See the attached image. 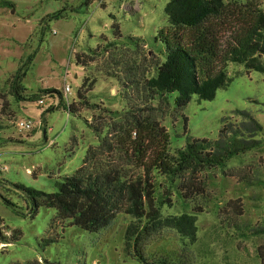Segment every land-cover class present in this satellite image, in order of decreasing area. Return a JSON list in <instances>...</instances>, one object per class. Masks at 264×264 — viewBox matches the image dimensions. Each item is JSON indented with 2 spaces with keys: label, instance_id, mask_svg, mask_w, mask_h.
I'll return each instance as SVG.
<instances>
[{
  "label": "rangeland",
  "instance_id": "374dc122",
  "mask_svg": "<svg viewBox=\"0 0 264 264\" xmlns=\"http://www.w3.org/2000/svg\"><path fill=\"white\" fill-rule=\"evenodd\" d=\"M1 1L7 2L6 6ZM227 1L264 7V0ZM166 2L0 0V105L12 102L16 114L14 119L5 121L7 126L0 133V230L22 232L19 241L0 243V264L33 259L58 264H141L124 249L129 215L118 213L109 226L97 232L70 224L68 219H56V210L51 207H39L30 217L29 201L11 183L51 192L55 190L54 179L61 180L81 165L86 148L98 141L89 123L100 125L107 123L108 118H100L99 110L90 107L77 114L53 107L57 97L42 90L54 89L63 94L68 85L69 93L63 98L72 101L84 77L90 74L96 77L87 93L90 102L113 110L126 107L127 100L118 91L117 79L104 77L95 66L85 70L75 61V53L104 42L101 35L119 46L129 43L131 48L134 44L127 37H138L146 47L159 49L162 45L154 38L157 30L166 25ZM59 11L62 16L53 15ZM113 23L118 25L120 36H115ZM228 71L234 76L233 81L218 89L213 100L193 96L182 109H173L172 116L163 117L162 124L170 132L172 146L179 147L188 135L216 138L222 123L240 125L246 121L243 115L234 113L240 109L260 124V130H253L260 143L233 157L224 173L216 174L209 183V199L204 211L198 213L195 244L188 249L175 231L164 229L145 240L143 251L150 264H160V260L167 264H259L255 250L258 245L264 249V235L230 238L226 231L233 229L224 228L219 221L236 222L241 227L264 221V73L246 72L243 66L232 63ZM17 73L25 87L23 92L17 87L20 99L16 98L12 80ZM39 98L44 104H38ZM19 120H30L32 128L19 130ZM242 132L248 136L251 131L246 127ZM5 199L12 205L6 204ZM162 211L176 213L179 207L164 206ZM49 236L54 240L42 245V239Z\"/></svg>",
  "mask_w": 264,
  "mask_h": 264
},
{
  "label": "trees",
  "instance_id": "16d2710c",
  "mask_svg": "<svg viewBox=\"0 0 264 264\" xmlns=\"http://www.w3.org/2000/svg\"><path fill=\"white\" fill-rule=\"evenodd\" d=\"M233 4L227 0H167L166 25L154 38L162 45L159 49L146 47L138 37H127L134 44L131 48L129 43L119 46L101 35L104 42L75 53V61L85 70L95 66L104 77L117 79L127 106L113 110L90 102L87 93L96 81L90 74L84 77L76 99L69 103L58 90H42L59 99L56 108L73 114L82 108L98 109L99 117L105 115L108 122L89 123L97 143L86 148L81 165L72 174L54 179V191L11 183L29 201L28 216L34 217L39 207H51L56 210V219H68L70 224L97 232L123 212L130 216L123 235L124 249L141 264H150L143 251L145 240L164 229L175 231L188 249L195 244L198 213L204 211L209 199V183L216 174L224 173L233 157L258 147L260 141L253 130L261 126L247 111L235 109L234 113L243 115L246 121L237 126L222 123L216 138L188 135L182 146L175 147L162 118L172 116L173 109H182L193 96L213 100L217 90L234 79L228 71L231 63L243 66L246 72L264 73V7L249 2ZM112 26L115 36H120L118 25ZM12 80L16 98L20 99L17 87L20 92L25 87L18 73ZM12 105H0V133L7 126L5 121L16 116ZM246 127L251 131L248 136L242 132ZM164 206H178L179 211L166 214ZM219 222L233 229L226 231L230 238L264 235V221L245 227ZM21 236L20 229L10 233L0 230V243H14ZM53 240L49 236L41 242L45 245ZM255 254L259 264H264V249L258 245ZM11 264L58 263L33 259Z\"/></svg>",
  "mask_w": 264,
  "mask_h": 264
},
{
  "label": "built area",
  "instance_id": "2783aa9c",
  "mask_svg": "<svg viewBox=\"0 0 264 264\" xmlns=\"http://www.w3.org/2000/svg\"><path fill=\"white\" fill-rule=\"evenodd\" d=\"M69 90H70L69 89V86L68 85H65V87H64V93H63L64 97H66V94L69 93ZM37 102H38V104H41V105L44 104V101H43L42 98H39L37 100ZM65 102L66 103H69L70 101L67 100V98H66L65 99ZM58 103H59V100L54 101L53 105L56 106ZM16 126H17V128H19V130H29V129L32 128V123H31L30 120H19V121L16 122Z\"/></svg>",
  "mask_w": 264,
  "mask_h": 264
},
{
  "label": "crops",
  "instance_id": "0c3cea01",
  "mask_svg": "<svg viewBox=\"0 0 264 264\" xmlns=\"http://www.w3.org/2000/svg\"><path fill=\"white\" fill-rule=\"evenodd\" d=\"M124 3H125V2H124ZM125 8H127V9L130 10L131 7L125 3ZM54 107H55V106H54ZM5 232H6V233H9L7 230H6ZM2 244H3V243H2Z\"/></svg>",
  "mask_w": 264,
  "mask_h": 264
}]
</instances>
